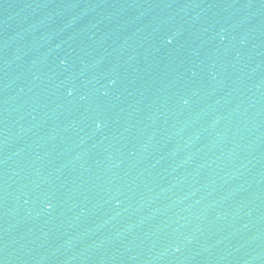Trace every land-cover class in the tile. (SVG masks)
I'll return each mask as SVG.
<instances>
[{
    "label": "water",
    "instance_id": "obj_1",
    "mask_svg": "<svg viewBox=\"0 0 264 264\" xmlns=\"http://www.w3.org/2000/svg\"><path fill=\"white\" fill-rule=\"evenodd\" d=\"M0 264H264V0H0Z\"/></svg>",
    "mask_w": 264,
    "mask_h": 264
}]
</instances>
